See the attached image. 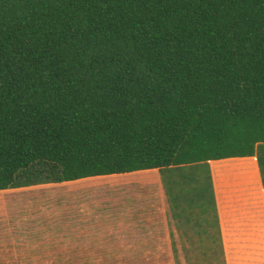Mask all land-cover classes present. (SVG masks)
Wrapping results in <instances>:
<instances>
[{
	"label": "trees",
	"instance_id": "trees-1",
	"mask_svg": "<svg viewBox=\"0 0 264 264\" xmlns=\"http://www.w3.org/2000/svg\"><path fill=\"white\" fill-rule=\"evenodd\" d=\"M251 156L264 189V0H0V193L150 170L169 193L9 191L0 264H226L199 166Z\"/></svg>",
	"mask_w": 264,
	"mask_h": 264
},
{
	"label": "crops",
	"instance_id": "crops-1",
	"mask_svg": "<svg viewBox=\"0 0 264 264\" xmlns=\"http://www.w3.org/2000/svg\"><path fill=\"white\" fill-rule=\"evenodd\" d=\"M207 166L213 184L226 264H264V189L257 158L213 160ZM136 183L126 185L122 192L124 203L131 197L129 189L133 191ZM142 184L149 186L153 197H163L162 179L154 176ZM163 203L167 205L164 199ZM163 210L166 211V208H159L160 212ZM152 218L153 212L149 220L157 224L152 222ZM170 218L173 219L172 213Z\"/></svg>",
	"mask_w": 264,
	"mask_h": 264
},
{
	"label": "rangeland",
	"instance_id": "rangeland-1",
	"mask_svg": "<svg viewBox=\"0 0 264 264\" xmlns=\"http://www.w3.org/2000/svg\"><path fill=\"white\" fill-rule=\"evenodd\" d=\"M197 169V168H196ZM199 173L198 177L201 180L202 183H204L206 186L209 185V168L207 164H201L199 166ZM195 170V169H193ZM186 172H192L191 169H187ZM154 176H157L160 179H163L164 173H162L159 170H152V171H143L138 173H132V174H124V175H109V176H103V177H95V178H89V179H82L78 181L68 182V183H43V184H37L30 187L25 188H18L13 190H8L5 192L0 193L1 196L7 194L9 191H14V193L19 194L24 191L27 192H38L40 189L45 188H51V187H58V186H64V188H70V187H77L80 185H85L87 188L93 187L92 197L93 199H97V202H94L95 204H98L100 206H111L119 208V204H121V207L124 206V189L127 188L126 185H130L131 183H135L138 181L146 182L147 180H152ZM154 186L155 183H153ZM165 184V182H164ZM135 189L133 188V191ZM132 191V189H131ZM163 198L164 200L166 197L169 196L168 190L164 185V191H163ZM137 195V193H136ZM166 196V197H165ZM165 202V201H164ZM119 203V204H118ZM154 211H153V218L152 222L157 224H169L171 221V213H167L163 210L162 212L159 211V207L156 206L155 203H153ZM162 209V208H161ZM189 212H187L188 214ZM186 214V213H185ZM185 216V215H184ZM176 223L182 222L181 228H179L180 233H188L187 236L182 237L183 240H185V243L190 244L193 242L194 244H200L202 241L198 239L197 236H191L194 234V230L190 227V223L187 222L183 217L181 220L176 219ZM168 236V232L166 233ZM191 248V247H190ZM198 247H193V252L189 255L190 260L192 264H209L207 261L208 257L203 254L202 251L197 250ZM201 249V248H199ZM179 258L184 260V257L179 254Z\"/></svg>",
	"mask_w": 264,
	"mask_h": 264
}]
</instances>
